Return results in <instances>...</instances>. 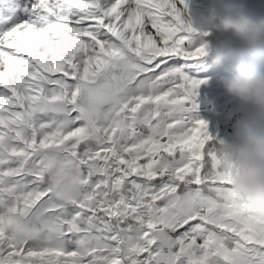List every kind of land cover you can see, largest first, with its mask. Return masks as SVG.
Segmentation results:
<instances>
[{"label":"snow or ice","instance_id":"obj_1","mask_svg":"<svg viewBox=\"0 0 264 264\" xmlns=\"http://www.w3.org/2000/svg\"><path fill=\"white\" fill-rule=\"evenodd\" d=\"M184 0H0V264H264L196 115Z\"/></svg>","mask_w":264,"mask_h":264},{"label":"clouds","instance_id":"obj_2","mask_svg":"<svg viewBox=\"0 0 264 264\" xmlns=\"http://www.w3.org/2000/svg\"><path fill=\"white\" fill-rule=\"evenodd\" d=\"M185 15L192 37L205 46L203 59L231 68L218 83L239 102L243 117L234 126L235 142L218 140L213 151L220 168L232 177L231 191L250 207L253 222L264 226V62L246 55L264 50V12L244 0H212L205 13ZM211 34L219 47L206 43Z\"/></svg>","mask_w":264,"mask_h":264},{"label":"rangeland","instance_id":"obj_3","mask_svg":"<svg viewBox=\"0 0 264 264\" xmlns=\"http://www.w3.org/2000/svg\"><path fill=\"white\" fill-rule=\"evenodd\" d=\"M244 2L254 10L264 12V0H244ZM212 3V0H187L186 11L187 15L205 13ZM187 21V17L185 15ZM206 43L212 47H219V40L214 34L205 37ZM200 42L193 38V46H200ZM251 59L257 61L258 58L264 56V50H252L246 53ZM261 62V60H259ZM190 78L203 80L206 83L201 84L197 90V96H211L218 95V93H226L220 86L218 81L221 78H226L231 74V68L225 64L220 67L213 66L209 59H202L195 67L190 69L187 73Z\"/></svg>","mask_w":264,"mask_h":264},{"label":"crops","instance_id":"obj_4","mask_svg":"<svg viewBox=\"0 0 264 264\" xmlns=\"http://www.w3.org/2000/svg\"><path fill=\"white\" fill-rule=\"evenodd\" d=\"M255 60V59H254ZM264 62V56L257 61ZM198 109L196 115L208 125L209 135L213 138L211 143L216 144L218 140L235 142V132H226L225 124L231 114L243 117L239 102L226 93H218L211 96H197Z\"/></svg>","mask_w":264,"mask_h":264},{"label":"built area","instance_id":"obj_5","mask_svg":"<svg viewBox=\"0 0 264 264\" xmlns=\"http://www.w3.org/2000/svg\"><path fill=\"white\" fill-rule=\"evenodd\" d=\"M239 120L240 117L238 116V114H231L225 124L226 132H234V126L237 124Z\"/></svg>","mask_w":264,"mask_h":264}]
</instances>
